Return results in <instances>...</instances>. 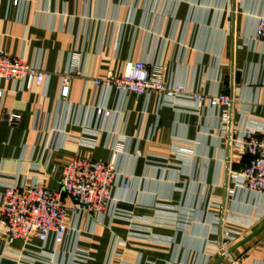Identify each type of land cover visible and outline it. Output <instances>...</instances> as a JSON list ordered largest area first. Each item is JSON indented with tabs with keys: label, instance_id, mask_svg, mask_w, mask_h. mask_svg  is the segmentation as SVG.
Segmentation results:
<instances>
[{
	"label": "crops",
	"instance_id": "crops-1",
	"mask_svg": "<svg viewBox=\"0 0 264 264\" xmlns=\"http://www.w3.org/2000/svg\"><path fill=\"white\" fill-rule=\"evenodd\" d=\"M13 1L0 0V51L46 79L31 90L0 80V264H213L226 231L242 242L232 254L240 264H264V195L234 178L250 159L239 142L264 136V44L255 37L264 0ZM139 61L166 83L227 94L233 106L95 84ZM76 158L115 160L108 210L70 213L60 247L9 236L5 186L59 190Z\"/></svg>",
	"mask_w": 264,
	"mask_h": 264
},
{
	"label": "built area",
	"instance_id": "built-area-1",
	"mask_svg": "<svg viewBox=\"0 0 264 264\" xmlns=\"http://www.w3.org/2000/svg\"><path fill=\"white\" fill-rule=\"evenodd\" d=\"M18 3V0L13 1L15 6ZM255 37L264 44V13L259 16ZM45 79V73L38 66L0 51V80L18 82L31 90L35 85L43 84ZM70 79L71 74L62 77V100H66L69 95ZM95 84L122 94L146 96L156 93L169 100L187 96L196 107L207 105L210 108L230 109L234 102L227 94L193 93L182 84L166 83L152 72L148 64L141 61L128 64L119 77L110 75L96 80ZM2 97L3 91L0 90V99ZM97 114L110 116L109 111L103 110H98ZM20 120V115H8V122L12 126L18 125ZM239 146L250 159L240 172L234 174V178L238 179V187L264 195V136L249 134L239 142ZM116 178L115 160L99 162L76 158L64 166L59 190L38 184L7 185L1 200V224L12 238L27 242L36 237L43 243L52 238L54 245L60 247L70 232L67 223L70 213L99 217L108 210ZM127 186L125 180L122 187ZM65 197L73 202L71 208L65 204ZM238 242L239 238L232 232H223L217 244L216 257L224 256V264H240L239 259L228 253ZM49 264L57 263L51 261Z\"/></svg>",
	"mask_w": 264,
	"mask_h": 264
},
{
	"label": "water",
	"instance_id": "water-1",
	"mask_svg": "<svg viewBox=\"0 0 264 264\" xmlns=\"http://www.w3.org/2000/svg\"><path fill=\"white\" fill-rule=\"evenodd\" d=\"M261 229H262V228H261ZM261 229H260L257 233H259V232L261 231ZM257 233H256V234H257ZM256 234L250 236L247 240H250V239H251L253 236H255ZM240 245H242V242H238L235 246H233V247L229 250L228 253H229V254H233L234 251H235ZM224 260H225V257L222 256V257L218 258L213 264H223V263H224Z\"/></svg>",
	"mask_w": 264,
	"mask_h": 264
}]
</instances>
